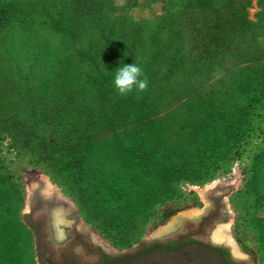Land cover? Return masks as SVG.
I'll list each match as a JSON object with an SVG mask.
<instances>
[{
	"label": "rangeland",
	"instance_id": "rangeland-1",
	"mask_svg": "<svg viewBox=\"0 0 264 264\" xmlns=\"http://www.w3.org/2000/svg\"><path fill=\"white\" fill-rule=\"evenodd\" d=\"M154 1L0 0V220L22 241L19 264H38L22 214L43 179L70 222L115 249L200 213L203 190L229 186L235 246L225 242L244 264H264V109L237 59L243 46L197 43L208 39L192 0ZM132 62L148 87L120 94L115 67ZM156 124L163 149L150 160ZM117 139L127 153L140 140L131 168H113ZM172 156L177 167H166Z\"/></svg>",
	"mask_w": 264,
	"mask_h": 264
},
{
	"label": "flooded vegetation",
	"instance_id": "flooded-vegetation-1",
	"mask_svg": "<svg viewBox=\"0 0 264 264\" xmlns=\"http://www.w3.org/2000/svg\"><path fill=\"white\" fill-rule=\"evenodd\" d=\"M53 205H40L32 220L41 234L38 248L43 253V264H244L243 256L232 249L231 243L215 237L219 226L230 217L218 195L195 219L177 220L175 228L146 236L140 244L122 249L99 242L77 225V219L70 222L67 212L66 222L59 224L62 235L58 238L54 234L57 225L49 213Z\"/></svg>",
	"mask_w": 264,
	"mask_h": 264
},
{
	"label": "trees",
	"instance_id": "trees-1",
	"mask_svg": "<svg viewBox=\"0 0 264 264\" xmlns=\"http://www.w3.org/2000/svg\"><path fill=\"white\" fill-rule=\"evenodd\" d=\"M218 0L214 2V0H192L193 3V11L198 12H204L203 16V39L208 40H202L198 41L197 43L202 44H209L208 41L213 40H219V39H211L207 37V26H210L211 23L216 26L225 25L235 22V16H237L234 12H232V8L234 5V0H224V4L227 6H231L227 10L220 12L217 11L216 13H212V17L208 15L207 11L213 12L214 10H211L215 8L214 4H220ZM218 10V9H217ZM214 15V16H213ZM214 19V20H213ZM247 23V22H246ZM200 31V28L197 29ZM197 34V33H195ZM209 45H230L234 46V44H213L210 43ZM235 46H243L241 50H238L237 53V59L241 60L242 63V70L245 71V77L249 76L251 78V84L250 88L248 89L252 93L253 103L255 106H259L260 108L264 109V46H252V45H235ZM246 46V47H244ZM131 98V96H128ZM110 108V105L109 107ZM155 132L156 136L152 138V144L149 148V150L146 152L148 155H151L149 158L150 160H155L156 158H159L162 154L163 145L161 142V134L159 130V126L156 124L155 126ZM141 131H139V134ZM142 135V134H141ZM138 136V135H137ZM150 136V134H149ZM114 140V139H113ZM138 138L136 139V141ZM132 147L135 148L134 151L126 150V146L123 142H120L119 139L117 141L113 142V149L114 153L122 154V162L118 165H115L113 168H131L129 167L131 163H133L137 158H140V155L138 154V147H142L140 145V140L136 145H132ZM138 149V150H137ZM121 156V155H120ZM172 159L167 161L165 163L166 165H171L173 168L177 167L175 166L177 160L174 157H171ZM131 161V163H129ZM148 159L145 156V162L141 164V166H144V168H152L151 165L147 162ZM164 166V167H165ZM179 166V165H178ZM167 167V166H166ZM139 168V167H136ZM10 215V214H8ZM14 225L9 222L8 217L0 220V264H19L22 261L25 260L23 257L24 250L22 241L20 240L19 236H17L13 232Z\"/></svg>",
	"mask_w": 264,
	"mask_h": 264
},
{
	"label": "crops",
	"instance_id": "crops-1",
	"mask_svg": "<svg viewBox=\"0 0 264 264\" xmlns=\"http://www.w3.org/2000/svg\"><path fill=\"white\" fill-rule=\"evenodd\" d=\"M158 1L162 3L160 0L154 2L158 4ZM218 2L220 4H214L215 8L211 9L214 10L211 11V17L212 13L219 10L220 13L231 7L225 5L224 0H218ZM234 2L232 12L237 15L235 22L224 26L211 23L206 27L208 31L206 35L211 39L219 40H211L207 43L264 46V0H234ZM161 10L163 12L165 8L162 6Z\"/></svg>",
	"mask_w": 264,
	"mask_h": 264
},
{
	"label": "water",
	"instance_id": "water-1",
	"mask_svg": "<svg viewBox=\"0 0 264 264\" xmlns=\"http://www.w3.org/2000/svg\"><path fill=\"white\" fill-rule=\"evenodd\" d=\"M229 188H230L229 186H225V185L223 186L221 184H216L214 186L206 188L205 190H203L201 192V194H203V197L205 198V200L207 201L208 204L211 202L214 195H218L220 200H222L223 205L227 208V204L225 202V197H227ZM39 190H40V188L39 189H33L31 191V195L28 199L29 205H28L27 210H25L23 212L22 218H23V221L27 224V226L29 228H31V230L35 234V252H36L37 262H38V264H43L42 258H41L43 253L38 248V244L41 243V240H40L41 234L38 231V228L35 225H33V223H32L33 218L37 215V212L39 210L38 207L42 204H49V203H54V205L56 207V204L60 201L59 203L62 206L67 207L66 217L71 216L73 213V210L70 207H68L69 205H67V201L65 199L55 197L57 200L55 202H53V200H54L53 196L45 195V194L41 193ZM218 190H220L221 193L217 194ZM47 213H48V211H47ZM49 213L51 214V217H52V210H50ZM193 218L194 217L187 216V215H181V216L179 215L177 220H179V222H180L181 220H183V221L184 220H193ZM138 244H140V242Z\"/></svg>",
	"mask_w": 264,
	"mask_h": 264
},
{
	"label": "bare ground",
	"instance_id": "bare-ground-1",
	"mask_svg": "<svg viewBox=\"0 0 264 264\" xmlns=\"http://www.w3.org/2000/svg\"><path fill=\"white\" fill-rule=\"evenodd\" d=\"M35 184H37V182H34L33 184H32V186L30 187V191H31V189L35 186ZM40 184L42 185V188H40V192L41 193H43V194H45V195H48V196H53L54 198V200L56 201L57 199L56 198H61L60 196H59V193L55 190V189H53V187H51V185H50V183H49V181L48 180H45V179H43V180H40ZM38 186H40V185H38ZM38 188V187H37ZM56 197V198H55ZM60 202V201H59ZM54 208V209H53ZM52 221L53 222H55L56 223V225L57 226H59V224L61 225V223L62 222H66V218H65V213H66V210H67V207H66V209L64 208V206H62V205H57L56 204V207H55V205H53V207H52ZM200 215V213L199 212H197V213H195V214H186V215H190V216H192V217H194V216H199ZM177 218L178 217H175V218H173L170 222H169V224H167V226H165V227H163V228H161L160 230H159V232H163V231H165V230H168V229H171L174 225H175V223H176V221H177ZM228 224V223H227ZM222 226H224V228L222 227ZM58 228V230L57 229H55L54 230V234H57L58 235V238H60L61 237V235H62V230L59 228V227H57ZM175 228V227H174ZM216 231V230H215ZM215 237H216V239L217 240H230V241H232V239L230 238V236H229V234H228V232H227V225H220L219 226V228L217 229V232H216V234H215ZM95 239H96V237H95ZM230 243V242H229ZM232 243H233V245L235 246V244H234V242L232 241ZM235 249V248H234ZM237 253V252H236Z\"/></svg>",
	"mask_w": 264,
	"mask_h": 264
},
{
	"label": "clouds",
	"instance_id": "clouds-1",
	"mask_svg": "<svg viewBox=\"0 0 264 264\" xmlns=\"http://www.w3.org/2000/svg\"><path fill=\"white\" fill-rule=\"evenodd\" d=\"M113 85L120 94H126L134 89L143 91L148 87V80L143 76L142 68L138 63H123L115 67Z\"/></svg>",
	"mask_w": 264,
	"mask_h": 264
}]
</instances>
